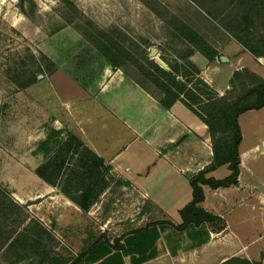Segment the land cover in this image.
Returning <instances> with one entry per match:
<instances>
[{"label": "crops", "instance_id": "crops-1", "mask_svg": "<svg viewBox=\"0 0 264 264\" xmlns=\"http://www.w3.org/2000/svg\"><path fill=\"white\" fill-rule=\"evenodd\" d=\"M61 33L51 36L55 44L44 54L56 69L29 85L30 122L23 129L29 135L23 141L25 145L31 142L30 153L21 144H14L11 153L17 163L31 166V170L19 172L16 179L21 183L14 196L22 203L31 201L30 206L44 198L46 212L42 205L32 209L45 224H80L79 218L88 213L35 173L45 160L38 146L52 130L61 131L63 138L75 134L112 166L113 180L122 181L112 182L98 202L112 191L119 201L118 196L133 198L123 209L128 211L125 218L135 226L125 228L124 218L100 222L96 247L101 243L112 247L115 241L123 246L131 241L132 255L142 256L134 262L136 258L126 257L124 264H220L233 257L263 261L264 107L239 116L238 184L217 189L204 186L200 206L223 218L226 228L213 232L201 224L180 230L179 211L192 199L190 178L213 160L207 125L179 101L165 109L121 69L113 68L94 46L68 44ZM227 35V41L213 44L218 50L213 61L199 52L192 56L202 69V78L220 95L232 90L236 72L247 71L249 83L264 81V57L253 55ZM251 117L262 118L261 123L249 124ZM229 174L228 166L223 165L208 176L221 179ZM131 204L135 205L132 210ZM152 212L162 217L151 219ZM162 220L170 224L155 223ZM149 230L155 231V237L148 242L129 241L136 233ZM106 231L109 243L103 239Z\"/></svg>", "mask_w": 264, "mask_h": 264}, {"label": "trees", "instance_id": "trees-1", "mask_svg": "<svg viewBox=\"0 0 264 264\" xmlns=\"http://www.w3.org/2000/svg\"><path fill=\"white\" fill-rule=\"evenodd\" d=\"M236 2L264 20V0H230L229 4L231 6ZM26 3L27 0H19L18 6L28 15L24 9ZM230 6L220 14L229 11ZM179 22L180 33L175 34L177 40L167 48L160 49L159 58L169 69L149 57L145 48L139 52L118 51L109 50L103 45H93L113 68L121 69L162 107L170 109L179 101L207 125L213 160L190 178L192 199L179 211L182 223L177 228L184 230L190 225L207 224L213 232H221L226 228V221L200 206L205 199L204 186L217 189L238 184L241 162L239 146L242 140L239 116L246 111L264 107V81L246 85L240 76L249 78V73L236 72L232 79V90L220 95L202 78L201 67L192 60V56L199 52L213 61L218 50L184 21ZM223 28L253 55L264 57V27L253 29L241 23H231ZM103 37L107 40L109 34ZM55 69L53 64L50 72ZM35 80L33 78L32 82ZM38 150L45 155V160L35 169L36 175L57 188L85 213L100 200L113 181L112 166L75 134L63 138L61 131L52 130L40 142ZM223 165H227L230 170L227 177L217 179L208 176ZM117 183L121 184L122 181ZM30 204V201L20 202L7 186L0 183V254L15 252L18 255L17 262L29 260L35 264H84L98 240L76 253L59 252L57 247L61 241L30 211ZM103 239L109 243L106 237L103 236ZM112 246L120 248L122 245L115 241ZM262 262L233 257L220 264Z\"/></svg>", "mask_w": 264, "mask_h": 264}, {"label": "rangeland", "instance_id": "rangeland-1", "mask_svg": "<svg viewBox=\"0 0 264 264\" xmlns=\"http://www.w3.org/2000/svg\"><path fill=\"white\" fill-rule=\"evenodd\" d=\"M18 1L4 0L0 3V183L12 192L20 187L21 182L16 179L19 172L23 168L31 170V166L17 163L11 151L15 148L14 144H21L30 153L31 142L28 140L25 145L26 141H23L29 135V132L23 131L28 129L30 122L29 85L49 74L53 68V63L44 55L48 49H53L52 44L55 43H52V35L62 31L61 38L68 44H97L109 50L139 52L145 48L149 57L151 49L155 48L157 59L160 49L167 48L177 40L175 34L180 33L179 21H184L216 45L229 38L223 28L225 25L241 23L253 29L264 27V20L246 11L241 3L230 6V0H56L55 4L51 0H27L24 9L28 15L19 8ZM44 5L49 10H43ZM228 6L229 11L220 14ZM106 34H109L107 40L103 37ZM33 78L36 80L32 82ZM240 78L246 85L250 82L244 75ZM260 119L251 117L249 124L258 125ZM21 146L20 149L23 148ZM226 168L223 167V170ZM116 181L119 180L112 182L117 184ZM27 184L30 186V182ZM113 194V191L108 192L103 201L94 205L82 220L79 218L80 224L76 221L57 227L47 221L46 225L61 241L57 247L59 252L76 253L83 250L95 240L100 222L103 225V221L115 222L124 218L122 224H126L125 228L128 224L129 227L135 226L125 218L128 211L123 209V204L131 203L133 198L118 196L119 201ZM43 199L34 200L33 206H30V201L29 205L30 211L40 220L41 215L32 207L41 206ZM134 207L130 205L131 210ZM47 208L42 205L45 212ZM157 217L161 218V213H151V219ZM73 218L78 220V217ZM155 223L170 224L163 220ZM106 232L104 237L108 238L110 233ZM152 237H155V231L149 230L136 233L129 241L139 240L141 245V242H148ZM130 242L124 243L121 248L110 247L105 243L94 246L84 264H124L126 257L136 258L132 261H137L142 255H132ZM17 256L15 252L1 253L0 264H35L29 260L17 262Z\"/></svg>", "mask_w": 264, "mask_h": 264}, {"label": "water", "instance_id": "water-1", "mask_svg": "<svg viewBox=\"0 0 264 264\" xmlns=\"http://www.w3.org/2000/svg\"><path fill=\"white\" fill-rule=\"evenodd\" d=\"M156 51H157V50H156L155 48H152V49H151L150 56H151L152 58H155V57H156V54H157ZM156 61H157L161 66H163L164 68L169 69L168 65L165 64L160 58H157Z\"/></svg>", "mask_w": 264, "mask_h": 264}, {"label": "clouds", "instance_id": "clouds-1", "mask_svg": "<svg viewBox=\"0 0 264 264\" xmlns=\"http://www.w3.org/2000/svg\"><path fill=\"white\" fill-rule=\"evenodd\" d=\"M4 2V0H0V3H3ZM51 2H52V4H55L56 3V0H51ZM43 10H49L48 9V6L47 5H44L43 6Z\"/></svg>", "mask_w": 264, "mask_h": 264}]
</instances>
